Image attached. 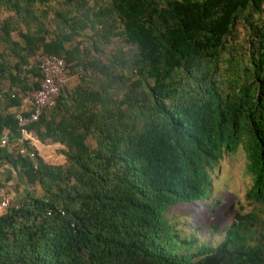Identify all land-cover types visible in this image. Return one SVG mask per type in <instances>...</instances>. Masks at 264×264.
Instances as JSON below:
<instances>
[{
    "label": "trees",
    "instance_id": "16d2710c",
    "mask_svg": "<svg viewBox=\"0 0 264 264\" xmlns=\"http://www.w3.org/2000/svg\"><path fill=\"white\" fill-rule=\"evenodd\" d=\"M0 47V264H264L253 212L193 251L163 214L205 198L239 145L264 210V0H0ZM43 56L66 81L23 129L61 164L15 118Z\"/></svg>",
    "mask_w": 264,
    "mask_h": 264
},
{
    "label": "rangeland",
    "instance_id": "374dc122",
    "mask_svg": "<svg viewBox=\"0 0 264 264\" xmlns=\"http://www.w3.org/2000/svg\"><path fill=\"white\" fill-rule=\"evenodd\" d=\"M244 32L242 25L238 24L237 38L234 41L242 43ZM114 46L112 42L103 51L109 54ZM36 146L42 158L57 164L64 162L61 145L37 143ZM246 163L247 159L240 145L232 153H223L210 172L211 185L205 198L190 203H177L164 211L175 243L185 240L189 242L187 246L192 245L191 251L202 244L217 245L235 210L241 214L253 212L257 218V231L253 237L264 234V210L245 196L252 184V176L246 169ZM180 246L184 251L186 245Z\"/></svg>",
    "mask_w": 264,
    "mask_h": 264
},
{
    "label": "built area",
    "instance_id": "2783aa9c",
    "mask_svg": "<svg viewBox=\"0 0 264 264\" xmlns=\"http://www.w3.org/2000/svg\"><path fill=\"white\" fill-rule=\"evenodd\" d=\"M38 70L40 72V79L38 86L35 90L29 93L28 99L30 104V110L28 114L23 115L17 113L15 115L16 122L20 126V134L23 138H28L31 141V145L36 148V144L40 143L27 133L23 126L29 122L37 119L40 113L47 107L54 104L55 98L59 94L61 88L66 81V66L63 59L56 56H43L40 58L38 64ZM8 144V139L5 136L0 137V149L4 148ZM37 149V148H36ZM20 152H24V148L19 149ZM29 156H32L29 153ZM12 201L11 193H3L0 196V212L4 211L8 204Z\"/></svg>",
    "mask_w": 264,
    "mask_h": 264
},
{
    "label": "crops",
    "instance_id": "0c3cea01",
    "mask_svg": "<svg viewBox=\"0 0 264 264\" xmlns=\"http://www.w3.org/2000/svg\"><path fill=\"white\" fill-rule=\"evenodd\" d=\"M0 50H1V47H0ZM28 105H29V99H28V98H23V99L21 100L20 108H25V107H27ZM17 108H18V107L10 106V107H8L7 110L10 111V112H15V111L17 110ZM0 137H1V134H0ZM36 148H37V146H36ZM3 176H4V175L0 174V196H1V194H3V192H4V185H5V183H4Z\"/></svg>",
    "mask_w": 264,
    "mask_h": 264
}]
</instances>
